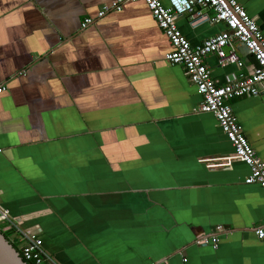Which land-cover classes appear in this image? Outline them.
Masks as SVG:
<instances>
[{
  "label": "crops",
  "instance_id": "0c3cea01",
  "mask_svg": "<svg viewBox=\"0 0 264 264\" xmlns=\"http://www.w3.org/2000/svg\"><path fill=\"white\" fill-rule=\"evenodd\" d=\"M112 1L0 0V209L56 264H264L261 189L214 166L232 148L145 5L95 19ZM236 2L264 35V0ZM175 24L191 46L224 30ZM235 51L204 59L215 84L252 72ZM229 105L264 163V89Z\"/></svg>",
  "mask_w": 264,
  "mask_h": 264
},
{
  "label": "built area",
  "instance_id": "2783aa9c",
  "mask_svg": "<svg viewBox=\"0 0 264 264\" xmlns=\"http://www.w3.org/2000/svg\"><path fill=\"white\" fill-rule=\"evenodd\" d=\"M142 2L147 8L156 26L165 36L168 51L164 60L171 65L181 66L186 79L194 86L200 102L194 108L195 113L210 114L218 128L232 148V154L220 159L214 166H228L235 160L248 168L243 183L257 185L264 196V163L248 145L238 126L229 105L237 98H253L259 89H264V35L255 21L250 18L236 0H113L102 5L95 19L102 18L108 12H118L125 3ZM187 16L188 24H222L224 30L202 40L195 46L189 45L175 24L177 16ZM93 23V19L84 18L80 28ZM235 45H241L254 62L248 76L238 75L217 85L210 78L204 59L213 55L218 66L235 65L241 67ZM0 87V92L3 90ZM219 231L220 228H217ZM0 232L7 235L8 241L18 251L25 263L56 264L42 248L37 238L22 230L19 225L0 209ZM259 238L264 236V225L254 231ZM215 248L216 239L210 238ZM205 238H198L196 244H206Z\"/></svg>",
  "mask_w": 264,
  "mask_h": 264
},
{
  "label": "water",
  "instance_id": "95a60500",
  "mask_svg": "<svg viewBox=\"0 0 264 264\" xmlns=\"http://www.w3.org/2000/svg\"><path fill=\"white\" fill-rule=\"evenodd\" d=\"M209 237V236H207ZM205 238L206 237H202ZM161 263V262H160ZM0 264H27L25 263L12 244L0 233Z\"/></svg>",
  "mask_w": 264,
  "mask_h": 264
},
{
  "label": "trees",
  "instance_id": "16d2710c",
  "mask_svg": "<svg viewBox=\"0 0 264 264\" xmlns=\"http://www.w3.org/2000/svg\"><path fill=\"white\" fill-rule=\"evenodd\" d=\"M1 233V232H0ZM3 236H4V238L5 239H7V235L6 234H3V233H1ZM13 246V245H12ZM13 248L15 249V247L13 246ZM16 250V249H15ZM17 251V250H16ZM18 252V251H17ZM27 264H30V263H27Z\"/></svg>",
  "mask_w": 264,
  "mask_h": 264
}]
</instances>
